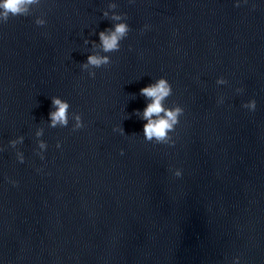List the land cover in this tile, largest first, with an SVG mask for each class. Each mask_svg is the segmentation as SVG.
Masks as SVG:
<instances>
[{"label":"clouds","instance_id":"obj_1","mask_svg":"<svg viewBox=\"0 0 264 264\" xmlns=\"http://www.w3.org/2000/svg\"><path fill=\"white\" fill-rule=\"evenodd\" d=\"M37 0H0V24L6 23L10 17L21 16L24 17L31 4L36 3ZM131 2V0H130ZM242 0H235L234 7H239ZM111 7V6H110ZM103 15L113 21H121V15L113 14L109 17L108 12H104ZM34 23L37 26L42 27L44 21L36 20ZM147 25L141 29V32L147 30ZM130 31L129 25L125 22L113 23L111 28H106L103 31L96 33L99 41V50L104 55L100 54H88L83 63H80V70L87 72L88 77L91 79L95 76L94 69H100L106 67L110 63L109 53H114L120 50V43L123 41ZM86 45L91 43L92 47H96V42L85 41ZM217 86H223L227 81L223 78H218L215 81ZM240 93L242 90L237 88L235 90ZM145 100V105L142 110H134L132 113L136 115L142 122V139L145 142H151L154 144H166L172 146L173 139L170 135L174 132L176 125L179 122V117L183 115V108L180 106H173L166 108L164 101L172 94L171 85L164 78L155 79L152 83H149L145 87L139 89L138 93ZM217 103H223V99L217 100ZM69 103L62 100L59 97L53 96L50 99V110L47 114L50 128H64L69 125L68 112ZM241 107L247 109L249 112L254 111L256 108V102L249 100L246 103L241 104ZM83 127L81 116L75 113L72 117L71 130L77 131ZM113 131H119L123 134V129L114 128ZM37 137L41 133H36ZM22 137H18L15 140L9 141V146L15 148L18 143L22 142ZM47 145L44 141H38L36 145L37 151L35 154L41 159H44L43 153L45 152ZM56 148H60V144H56ZM18 163H23L24 158L22 154L15 153ZM181 172L176 170L174 176L179 177ZM13 186L15 182L13 181ZM236 264H239L236 260Z\"/></svg>","mask_w":264,"mask_h":264}]
</instances>
